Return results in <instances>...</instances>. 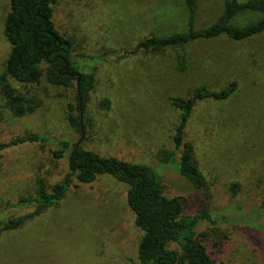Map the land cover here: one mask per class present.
I'll return each mask as SVG.
<instances>
[{
  "label": "rangeland",
  "instance_id": "1",
  "mask_svg": "<svg viewBox=\"0 0 264 264\" xmlns=\"http://www.w3.org/2000/svg\"><path fill=\"white\" fill-rule=\"evenodd\" d=\"M224 5L225 0H197L196 28L214 22ZM10 8V0H0V73L12 47L5 34ZM259 18L255 12L241 13L234 24ZM54 21L72 39L76 58L132 51L146 37L185 32L188 8L186 0H57ZM86 59L80 62L95 72L87 140L68 120L75 88L53 85L45 77L28 87L36 88L42 104L24 116H14L0 92V140L36 133L151 165L166 195L178 197L186 213L212 214L198 230L208 232L206 244L215 264H264V214L259 209L264 196V32L246 40L221 35L160 53L139 50ZM233 80L238 88L230 98L199 103L189 121L188 139L206 180L203 189L194 191L176 163L155 156L160 148L173 146L178 111L170 99L189 96L201 85L219 89ZM49 148L21 143L0 151V225L34 210V205L14 203L37 192L39 177L48 185L63 178L68 156L54 158ZM127 191L109 173L91 183L75 180L59 204L3 233L0 264H139L144 232L135 223Z\"/></svg>",
  "mask_w": 264,
  "mask_h": 264
},
{
  "label": "trees",
  "instance_id": "2",
  "mask_svg": "<svg viewBox=\"0 0 264 264\" xmlns=\"http://www.w3.org/2000/svg\"><path fill=\"white\" fill-rule=\"evenodd\" d=\"M10 2L11 8L5 19V34L12 47L0 73V92L5 106L17 117L33 113L41 106L42 100L36 88L28 87L39 85L44 77L53 85L75 88L74 100L68 102V120L74 131L80 134L81 140L89 138V105L95 85V72L86 70L80 61H86V58L103 59L107 55L123 57L124 54L139 50L160 53L221 35L233 40H246L264 32V0H225L220 16L204 28L195 26L197 0H186L188 29L185 32L146 37L132 51L78 54L73 58L72 39L62 35L54 21V5L57 0ZM246 12L258 13L260 18L245 25L234 24V19ZM13 80L22 89L15 86ZM237 88L236 80L219 89L201 85L189 96H173L170 99L178 111V121L171 135L173 146L160 148L155 156L162 163H176L180 175L194 191L203 189L206 180L196 158L195 145L188 139L189 121L199 103L208 100L224 101ZM21 143H39L47 148L50 146L54 158L68 156V167L60 181L48 185L44 177H39L37 192L18 198L15 206L34 205L35 208L3 222L0 225V237L4 232L22 227L59 204L75 180L91 183L98 176L109 173L128 186V204L135 214L136 225L144 232L138 248L139 264H215L206 244L208 232L198 230L203 222L212 220V214L206 210L186 213L178 197L166 195L161 178L153 166L118 156H102L77 146L78 142L70 139L55 138L51 141L48 136L36 133L20 134L9 142L0 140V151ZM237 189L238 185L235 184L234 191ZM259 209L264 214V196Z\"/></svg>",
  "mask_w": 264,
  "mask_h": 264
},
{
  "label": "water",
  "instance_id": "3",
  "mask_svg": "<svg viewBox=\"0 0 264 264\" xmlns=\"http://www.w3.org/2000/svg\"><path fill=\"white\" fill-rule=\"evenodd\" d=\"M79 145V143H77V146Z\"/></svg>",
  "mask_w": 264,
  "mask_h": 264
}]
</instances>
